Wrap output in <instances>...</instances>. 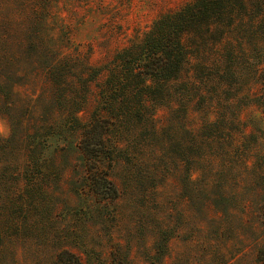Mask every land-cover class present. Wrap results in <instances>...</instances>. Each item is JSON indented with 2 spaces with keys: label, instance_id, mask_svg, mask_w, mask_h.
Instances as JSON below:
<instances>
[{
  "label": "rangeland",
  "instance_id": "374dc122",
  "mask_svg": "<svg viewBox=\"0 0 264 264\" xmlns=\"http://www.w3.org/2000/svg\"><path fill=\"white\" fill-rule=\"evenodd\" d=\"M188 1L0 0V264H261L264 108L239 106L250 76L152 125L112 124L100 172L79 148L104 80L92 70ZM218 111L228 121L213 124ZM101 175L114 198L94 193Z\"/></svg>",
  "mask_w": 264,
  "mask_h": 264
},
{
  "label": "trees",
  "instance_id": "16d2710c",
  "mask_svg": "<svg viewBox=\"0 0 264 264\" xmlns=\"http://www.w3.org/2000/svg\"><path fill=\"white\" fill-rule=\"evenodd\" d=\"M238 40H244L251 50L238 49L234 43ZM92 71L97 76L103 73L104 80L97 106L81 124L79 148L88 173L100 172L98 163L108 148L107 131L112 124L135 120L152 125L158 108L186 112L195 98L212 103L211 95L236 91L241 76L255 80L256 86L241 95L249 101L240 105V96L221 98H235L239 106L262 110L264 0H190L157 18L140 40L115 52L107 67ZM217 113L213 124L228 121L224 113ZM102 175L90 182L94 193L112 199L117 188ZM261 223L264 232V210ZM258 257L264 264V246Z\"/></svg>",
  "mask_w": 264,
  "mask_h": 264
}]
</instances>
